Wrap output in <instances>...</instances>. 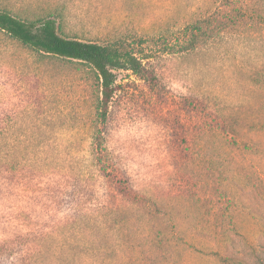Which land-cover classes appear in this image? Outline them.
<instances>
[{
  "label": "rangeland",
  "instance_id": "1",
  "mask_svg": "<svg viewBox=\"0 0 264 264\" xmlns=\"http://www.w3.org/2000/svg\"><path fill=\"white\" fill-rule=\"evenodd\" d=\"M220 1L0 0L33 14L63 8L66 35L121 40L155 74L116 71L103 173L90 67L0 32V126L35 107L22 126L52 137L59 162L0 165V264H264V29L190 53L166 45ZM137 194L149 205L132 203Z\"/></svg>",
  "mask_w": 264,
  "mask_h": 264
},
{
  "label": "trees",
  "instance_id": "2",
  "mask_svg": "<svg viewBox=\"0 0 264 264\" xmlns=\"http://www.w3.org/2000/svg\"><path fill=\"white\" fill-rule=\"evenodd\" d=\"M65 18L63 8H55L46 14H33L22 9L13 11L0 6V32L42 57L66 59L90 67L98 87L92 135L93 163L103 173H107L111 155L102 126L107 121L109 104L114 96L116 71L131 70L149 82L155 79V74L144 62L150 56H144L121 40L100 43L66 35L63 29ZM247 29L257 32L264 29V0H221L207 14L193 19L183 28L180 37L166 45L173 52L190 53L221 42L232 32ZM254 79L260 81L259 78ZM35 109L28 108L14 117L9 115V120L0 126V165L5 164L10 170H19L30 163L39 167L59 163L57 152L50 150V145L54 143L52 137L34 136L30 127L25 130L22 126L29 123L27 118L33 117ZM227 119L220 116L218 124L224 133H230L226 127L235 133L236 129L232 125L234 121ZM35 123L39 127L43 124L42 120ZM22 148L24 151H20ZM148 199L137 194L132 203L149 205ZM165 237L164 231L158 229L155 242L163 244ZM36 262L38 260H31L28 264Z\"/></svg>",
  "mask_w": 264,
  "mask_h": 264
}]
</instances>
